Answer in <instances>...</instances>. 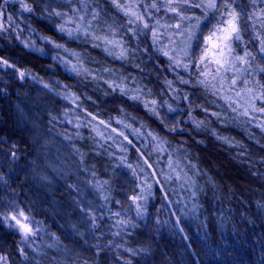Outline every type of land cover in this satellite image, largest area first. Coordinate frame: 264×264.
I'll use <instances>...</instances> for the list:
<instances>
[{
    "label": "trees",
    "instance_id": "trees-1",
    "mask_svg": "<svg viewBox=\"0 0 264 264\" xmlns=\"http://www.w3.org/2000/svg\"><path fill=\"white\" fill-rule=\"evenodd\" d=\"M25 2L32 4L33 13L23 12L19 4L9 0L0 16L4 29L0 33V57L15 64L20 71L31 73L21 80L13 69H0V212L8 208L6 202L17 204L26 212L31 210L30 215L42 222L43 230L42 236L36 239L34 254L21 253L15 234L0 225V256L7 257L8 264H264V147L261 146L264 133L255 126L257 122H264V113L249 110L248 117L235 118L237 113L211 93L190 85H178L192 97L190 112L188 102L182 99L174 102L165 88V79L172 80L175 75L168 70L166 57L153 54L149 59L141 51L128 60L115 59L103 51L101 41L83 35L78 40H70L56 31L52 19L38 11L44 0ZM241 6L247 13L256 15L243 24L242 14L243 44L236 42L233 46L240 55L246 46L257 56L248 79L253 84L264 82V74L256 69L257 64L264 67V59L257 55L259 41L264 38L261 27L264 15L259 12L264 4L257 0L253 6L249 0H241ZM79 8L81 4L74 2L57 10L71 16V9ZM87 11L89 15L82 23L91 21L90 32L105 36L112 26L118 33L116 39H122L129 49L137 48V40L131 39L124 27H118L127 23V17L112 7L109 0H88ZM201 11L193 9L188 15H200ZM92 12H98L99 17L93 19ZM157 15L162 22H172V14L165 16L162 10ZM8 16L12 17L11 22ZM209 19L212 24L216 22L212 14ZM206 23L202 22V27ZM47 39L79 54L78 67L90 69L98 79L83 74L77 77L67 71L61 59L71 58L76 63V58L51 47ZM21 40L34 42L43 53L26 48ZM93 43L101 46L93 47ZM150 43V38H141L139 48L149 47ZM137 64L139 67L135 66ZM105 68L113 71H105ZM231 75L229 72L228 76ZM122 79V86L126 88H143V100L156 99L158 103L168 100L180 112L170 113L166 108H158L160 117L157 118L142 102L122 97L105 83H119ZM44 84L53 91L44 88ZM64 86L80 96L77 102L80 107L66 101L63 95H57L65 91ZM225 94L234 98L240 111L244 110L243 98L249 94L239 81ZM197 105L207 108L209 113H221V121L204 113ZM118 108L124 109L133 128L143 124L146 127L142 132L153 131L164 136L170 142L165 146L166 151H155L147 138L132 136L131 128L116 125L115 121L124 115ZM88 112L98 117L92 123L98 124L99 119L111 120L113 127L129 134L135 147L124 141L127 152H121L118 145L123 138L112 133L115 141H100L104 143L101 148L97 143L99 137L93 139L95 133L89 127L77 129L67 122L77 117L79 122L90 121ZM185 114L198 120H205L207 115L208 127L230 138L232 143H223L207 131L192 130ZM246 119L252 122L243 123ZM177 121L185 130L169 132L167 128ZM99 127L103 129L102 125ZM76 132H80L82 138L76 136ZM53 150H58V155L72 152L77 155L81 164L79 169L76 167L78 176L72 166L69 178H51L50 185H43L38 175ZM88 152L95 155L90 160L85 159ZM122 155H127L134 167L138 166L140 180L126 167H116L117 158ZM61 160L68 162L67 158ZM169 160L172 168H169ZM141 168L143 172L139 171ZM171 169L179 170V179ZM161 171L173 178L166 181ZM145 173L149 174V182L159 180L160 183H153L146 213L140 218L127 197L139 191L134 190V185L143 180ZM76 177L81 181H76ZM105 181L108 183L104 184L103 191L93 187ZM83 185L88 192L83 191ZM105 193L110 196L107 201ZM81 209L94 210L98 228L90 227L92 222ZM116 212L133 226L117 225L116 220L121 217L114 216ZM118 231L120 234L114 235Z\"/></svg>",
    "mask_w": 264,
    "mask_h": 264
},
{
    "label": "snow or ice",
    "instance_id": "snow-or-ice-1",
    "mask_svg": "<svg viewBox=\"0 0 264 264\" xmlns=\"http://www.w3.org/2000/svg\"><path fill=\"white\" fill-rule=\"evenodd\" d=\"M12 3L19 4L21 10L27 13H33L34 9L31 3L25 2V0H11ZM33 3L36 0H32ZM74 2L81 4L79 9H71L72 15L69 16L68 13L57 10L62 8L64 4L72 5ZM87 2L88 0H44L42 6L38 8V11L41 15L46 13L48 19H52L53 25L56 27V31L61 33L63 36H66L70 40H78L81 35L85 37H91L93 41H101L103 44V51H105L109 56L114 57L119 60H128L131 56H136L139 52H143L148 55V58L151 59L153 54H158L167 58V68L168 70L175 73L174 79L169 80L165 79L164 85L165 88L171 94V99L174 102H178L181 99L188 102L189 111H192V97L188 92L183 91L178 85L191 86L193 89H204L205 92L211 93L212 96L217 99L223 100L228 108L232 112L237 113V117L249 116V110L251 112H260L264 113V82L255 81L253 84L252 81L248 79V73L252 69L253 62L257 60V56L247 49L246 46L243 47V55H240L235 49L234 44L240 42L243 44L242 32L245 30L242 25V14L244 16L243 24H247L248 19L255 17L256 13H247L245 9L241 6V0H132L131 3H122L121 0H109L112 7L116 8L118 11L123 12L124 16L127 17V23L125 25H119L118 27H124L126 33H130V38L137 40V48L129 49L126 46V43L122 39H116L117 32L109 26L108 33L105 36H98L89 31L91 27V21H88L86 24L82 23L85 21L86 15H89L87 11ZM9 3V0H3L0 3V16H3L4 6ZM249 3L253 6L256 5L257 0H249ZM260 3L264 4V0H260ZM193 9H202L200 15H188ZM163 10L165 16L168 13H171V21L164 20L157 14ZM259 12L261 15H264V8H260ZM81 13H84L83 15ZM209 14H212V17L215 19V23L212 24L209 19ZM93 19L99 17L98 12L90 13ZM8 21L11 22L12 17H7ZM202 22H207L202 27ZM255 22V21H254ZM261 27L264 28V21L261 22ZM208 28L209 30L205 31ZM163 29V31H161ZM4 31L3 25L0 24V33ZM179 37V39H175ZM141 38L149 39V47L143 49L139 48V43ZM51 47L55 49H61L65 53H68L70 57L76 58V63H73L71 58L61 59V62L64 64L67 71L76 75L77 77L86 75L91 77L93 80L98 79L97 76L93 75L92 71L87 68L78 67L80 63V56L75 52H70L63 44L56 43L53 39H47L46 41ZM21 43L26 47L34 51H40L43 53V49H37L34 42L28 40H21ZM100 44L93 43V47H100ZM151 49V51H150ZM59 56V53L57 54ZM257 55L264 59V38H261L259 41L258 53ZM238 65H247L248 67L241 68ZM139 67V65H135ZM13 69L19 79L24 80L28 76H31V73H26L25 71H20L15 64L10 63L9 60L4 57H0V69ZM256 69L259 73L264 74V67H260L259 64L256 65ZM105 71H113L112 69L105 68ZM231 72L232 75L228 76V73ZM241 73L244 75L242 76ZM185 74L187 78H185ZM195 75V79H193ZM32 79L36 77L32 76ZM238 81L244 86V90L249 94L244 99V110L240 111L239 108L234 107L236 103L235 100L229 95H226L225 92H231L233 88L237 85ZM59 83V82H57ZM108 84L109 88L113 92L118 91L122 97H127L129 100L142 102L146 110L153 116L157 118L160 117V112L158 108H166L170 113H178L180 109L174 107L173 104L169 103L168 100H163L158 103L156 99L150 101L143 100L142 95L144 93L143 88H131L124 87L123 79L117 83L115 81ZM44 88H48L49 91L53 89L49 88L48 84L43 85ZM65 91L63 93H57V95H63V98L66 101H71V103L76 104L77 107L80 105L77 103L80 100V96L76 93L70 91L68 86H64ZM151 90H149V93ZM237 96H240V93H237ZM91 99V97H88ZM257 102H259V107H257ZM215 103V101H213ZM201 110L215 117L219 122L221 121V113L219 112H210L209 110L202 105H197ZM74 111V109H73ZM118 112L124 114L123 108H118ZM184 114V113H182ZM67 115V113H65ZM188 115V121L192 130L197 132L207 131L217 140H220L223 143H232L230 138L225 137L219 134L216 130L210 129L206 123L207 115L205 120H198L190 114ZM87 116L91 117L90 121L79 122V117L76 120H68L70 124H74V127L77 129L83 127H89L92 132L95 133L96 137H99V147L103 148L104 143L108 141H115V137L112 133L122 137V141L118 147L121 152L126 153L127 149L123 146V142L127 141L128 145L135 147L134 141L129 138V134H126L122 129H130V135L135 137L144 136L147 138L155 151L165 152L166 145L170 142L165 139L164 136L159 133L148 131L142 132L141 129L145 128L146 125H141L140 128H133L132 125L128 122V115L124 114L122 119H117L115 121L116 125L122 126L121 130H118L117 127H113L112 121H105L103 119L98 120V124L92 123L97 121V115H94L91 112L87 113ZM55 119V117H53ZM132 120H135V117H131ZM252 119H256L253 117ZM251 119H246L243 123H251ZM163 124L164 121L161 120ZM180 122L177 121L172 124L171 127H168L169 132L180 131L183 132L185 129L179 127ZM103 126L101 129L99 126ZM264 133V122H257L255 125ZM167 127V125H166ZM110 129V132L108 130ZM107 133V134H106ZM76 136L81 137L80 132L75 133ZM67 138V137H66ZM103 141L104 143H100ZM202 142V141H201ZM264 147V145H261ZM136 151L139 153V148H136ZM99 154V153H98ZM109 155H114V153H109ZM171 156V153L168 154ZM118 163L116 167H126L130 170L131 175L140 180L139 175L137 174V167H134L132 163L128 162L127 155L119 156ZM147 163V161H145ZM169 168H172V161L169 160ZM149 168L152 167L151 164L148 165ZM140 172L144 170L139 169ZM173 171H175L173 169ZM94 175V174H93ZM148 175L145 173L143 180L140 183L134 185V190L139 189L135 195L128 196L132 202V206L135 209L137 217L143 218L146 209L148 198L152 195L153 183L159 184V180L149 182ZM151 175H155L153 172ZM161 175L164 179L171 180L173 178L170 174H164L161 171ZM179 179V175L176 176ZM2 181V177H0ZM108 182L105 181L103 184L93 185L99 191H103L104 184ZM194 184V181L192 182ZM195 195V193H193ZM104 199L107 201L110 199V196L105 193ZM119 203V201H116ZM107 205H101V207H106ZM84 212L88 220L92 223L90 224L91 228H98L99 225L95 223L97 216L93 209H88ZM31 210L28 212L25 211L23 207L16 205L15 207L10 208L6 213L0 212V225H6L10 229H15L21 234L22 240L27 243L29 238H35L42 229V222L36 221L34 217L30 215ZM114 216L121 217L120 212L114 213ZM177 220V224H178ZM116 224L123 226H133L129 220L121 217L116 220ZM120 232L114 233V235H119ZM30 246V245H29ZM21 253L24 252V249H19ZM135 254V253H133ZM27 259V255L25 254ZM0 264H8L7 257L0 256Z\"/></svg>",
    "mask_w": 264,
    "mask_h": 264
},
{
    "label": "rangeland",
    "instance_id": "rangeland-1",
    "mask_svg": "<svg viewBox=\"0 0 264 264\" xmlns=\"http://www.w3.org/2000/svg\"><path fill=\"white\" fill-rule=\"evenodd\" d=\"M125 1H126V3L132 2V0H125ZM169 14H171V13H169ZM175 39L178 40L179 37H176ZM242 66L245 67L246 65H242ZM225 93H227V91ZM233 100H234V98H233ZM234 105H235L234 107L240 108L237 103H235ZM57 153H58V150H53V155L49 159H47L45 164L41 167V169H43V170H42V173L40 172V175H38V178H39V182L43 185H50L52 183L51 178H57V179L59 177L64 178V179L69 178L71 176V173H72L70 170V167H72V166H73V169L75 171V176H78V172H77L76 167L79 169V165H81V164L79 163L77 155L74 154V152H72L73 154H68V155H65V154H59L58 155ZM50 154H51V151L48 153V155L50 156ZM78 155H79V153H78ZM80 156L83 157L82 154H80ZM94 156L95 155H93L91 152H88L87 157L85 159L90 160ZM62 158H67L68 162H63L61 160ZM171 170L175 174L181 175L179 170H175V171H173V169H171ZM76 181L79 182L81 180L79 179V177H76ZM82 188H84L83 191L85 193L88 192V188L86 185H83ZM6 204H8V208H6V210H4L5 211L4 213H6L10 208L15 207L17 205V204L9 203V202H6ZM7 228L10 229L9 227H7ZM10 230L17 237L18 243H19L18 246L20 247V249L23 248L25 253H33L34 254L35 242H36V239L38 237L42 236L41 232H39L35 238H29V241L27 243H25L22 240L21 234L19 232H17L15 229H10Z\"/></svg>",
    "mask_w": 264,
    "mask_h": 264
}]
</instances>
